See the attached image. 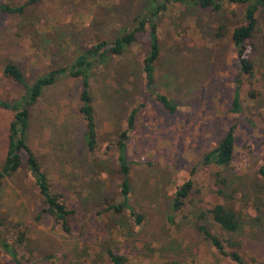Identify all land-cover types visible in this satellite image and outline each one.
<instances>
[{
    "label": "rangeland",
    "instance_id": "rangeland-1",
    "mask_svg": "<svg viewBox=\"0 0 264 264\" xmlns=\"http://www.w3.org/2000/svg\"><path fill=\"white\" fill-rule=\"evenodd\" d=\"M27 1L0 0V5L18 7ZM153 5L150 0H37L20 16L0 12V99L14 100L24 89L3 75L7 63L18 66L31 83L70 64L97 41L120 37L131 29L135 15ZM239 9L212 13L172 5L157 20L155 89L179 105L174 114L147 91L142 69L146 36L123 56L95 69L90 94L101 145L95 153L89 154L83 141L81 82L63 76L44 91L31 108L27 141L52 189L77 212L70 231L64 232L42 214L26 170L6 179L0 221L8 230L6 242L16 249L17 232L25 233L28 245L17 249L22 264H110L107 249L123 255L126 264H235L198 232L200 214L221 240L236 243L251 264H264V184L256 181L264 165V10L251 40L255 50L249 76L240 72L230 41L240 22ZM217 26L225 27V37L217 36ZM236 87L239 112L232 110ZM135 109L127 153L132 209L103 214L107 203L119 201L121 181L118 154L105 149L125 130ZM12 118L13 112L0 109V165ZM230 128L236 140L231 165H202V156ZM189 179L192 196L171 223V198ZM221 179L227 184L219 183ZM214 204L235 211L237 232L213 222L208 211ZM134 211L143 218L138 224ZM0 264H14L1 244Z\"/></svg>",
    "mask_w": 264,
    "mask_h": 264
},
{
    "label": "trees",
    "instance_id": "trees-1",
    "mask_svg": "<svg viewBox=\"0 0 264 264\" xmlns=\"http://www.w3.org/2000/svg\"><path fill=\"white\" fill-rule=\"evenodd\" d=\"M37 0H28L20 6L0 5V12L7 14L22 15L24 10L36 3ZM153 7L134 16L133 26L120 37L110 40H99L92 44L85 51L81 52L73 62L64 67H57L43 76L26 83L21 69L12 63H7L2 67L5 77L14 83L24 87L21 95L14 99H0V109L13 112V118L8 126L6 156L0 165V191L6 179L11 178L21 170H26L33 180V186L37 189L41 199V212L48 214L57 225H60L64 232L70 231V224L77 210L70 207L62 193L52 189L47 173L42 168L37 157L28 144V129L30 125L31 108L39 101L44 91L57 83L63 76L77 79L82 84L80 101L83 105L80 108L82 114L85 134L84 145L89 154L100 150V136L98 131L95 109L92 105V95L90 94L91 74L95 69H99L107 64L111 59L121 57L132 47L140 43L144 37L147 39V50L142 61V69L145 75V84L148 93L155 97L156 101L169 114H174L179 110V105L164 94H160L155 89L156 85V63L159 59V34L157 20L172 5L186 6L196 10L209 11L212 13H222L226 8L239 7V23L230 33V41L236 53L237 64L242 74L252 75L254 59V46L251 43L257 28L258 14L264 10V0H150ZM217 36L223 38L226 29L217 26ZM233 112L240 111L239 88L236 87L233 101ZM138 109L130 114L126 124L127 127L114 140L112 139L106 147V151L114 149L117 154V172L121 177L118 185L119 201L107 203L102 213L111 212L121 214L131 206L132 188L130 184V165L127 160L128 143L131 133L135 128V115ZM235 131L228 129L219 140L217 146L202 156L201 164L204 166H214L216 168H227L231 165L235 155ZM258 183L264 184V165L260 166L256 172ZM221 184H227V180L221 179ZM192 181L189 179L183 185L177 187L171 198V216L169 222L173 223L177 213L182 211L192 196ZM135 213V211H134ZM213 222L222 230L235 233L240 228L239 219L231 208L224 204H214L208 211ZM136 223L142 221L140 214H134ZM258 218V217H257ZM1 220V219H0ZM0 244L1 247L11 256L14 264H22L18 257L17 249L26 247L28 239L23 231L17 232L13 243L17 249L6 242L8 230L3 221H0ZM212 247L221 255L229 258L235 264H251L248 258L242 256L238 251V245L232 240H221L211 226L206 223L204 215L198 217L197 228ZM3 235V236H2ZM5 237V238H3ZM11 242V244H13ZM232 249V250H229ZM235 249V250H233ZM105 254L110 264H126V258L116 253L115 250L107 249ZM163 264H178L168 261Z\"/></svg>",
    "mask_w": 264,
    "mask_h": 264
}]
</instances>
